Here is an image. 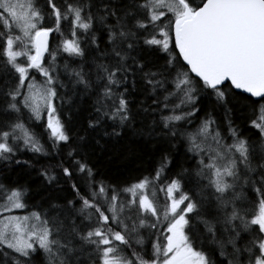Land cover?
<instances>
[{"label": "snow or ice", "instance_id": "obj_1", "mask_svg": "<svg viewBox=\"0 0 264 264\" xmlns=\"http://www.w3.org/2000/svg\"><path fill=\"white\" fill-rule=\"evenodd\" d=\"M0 264H264V0H0Z\"/></svg>", "mask_w": 264, "mask_h": 264}, {"label": "trees", "instance_id": "obj_2", "mask_svg": "<svg viewBox=\"0 0 264 264\" xmlns=\"http://www.w3.org/2000/svg\"><path fill=\"white\" fill-rule=\"evenodd\" d=\"M69 127L74 131V127H73L72 124H70ZM28 155H30V154H28ZM43 159H44V158H41L42 161H43ZM39 166H40V165L37 164V165H36V168H39ZM129 167H131V166H129ZM132 174L134 175L135 173H132ZM124 178H128V177L125 176ZM28 179H29L30 182H31L32 180H35V181H37V183H38L39 180H40L41 178L38 177V176H36V175H35V171L33 170V175H32V177H29Z\"/></svg>", "mask_w": 264, "mask_h": 264}]
</instances>
